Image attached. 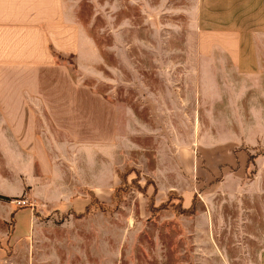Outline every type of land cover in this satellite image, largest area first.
<instances>
[{
  "label": "rangeland",
  "instance_id": "rangeland-1",
  "mask_svg": "<svg viewBox=\"0 0 264 264\" xmlns=\"http://www.w3.org/2000/svg\"><path fill=\"white\" fill-rule=\"evenodd\" d=\"M68 1L98 58L85 70L75 55L57 62L117 105L118 142L78 159L80 184L93 182L96 164L106 185L70 189L89 198L76 202L82 215L52 205L36 227L97 228L86 243L103 256L117 243V264H264V39H206L196 0ZM242 46L259 53L256 76L230 59ZM68 158L64 186L73 187Z\"/></svg>",
  "mask_w": 264,
  "mask_h": 264
},
{
  "label": "crops",
  "instance_id": "crops-1",
  "mask_svg": "<svg viewBox=\"0 0 264 264\" xmlns=\"http://www.w3.org/2000/svg\"><path fill=\"white\" fill-rule=\"evenodd\" d=\"M196 4L197 28L206 39H264V0ZM54 52L75 55L79 70L98 58L68 0H0V264H65L72 255L80 264H117V243L108 245L104 256L100 244L86 243L85 235L97 228L36 227L39 213L52 205L68 209L71 203L79 214L76 202L85 207L89 198L74 197L78 188L106 185L96 164L93 182L83 178L80 184L78 159L85 160L88 147L100 157L107 148L115 151L118 142L117 105L75 82ZM229 56L244 76L261 70L256 48L238 47ZM71 156L77 161L73 187L64 186L61 166L62 158ZM20 199L28 204L17 206ZM48 235L59 237L44 241Z\"/></svg>",
  "mask_w": 264,
  "mask_h": 264
},
{
  "label": "built area",
  "instance_id": "built-area-1",
  "mask_svg": "<svg viewBox=\"0 0 264 264\" xmlns=\"http://www.w3.org/2000/svg\"><path fill=\"white\" fill-rule=\"evenodd\" d=\"M15 202H16V204H18L20 206L28 204V200H26V199L15 200Z\"/></svg>",
  "mask_w": 264,
  "mask_h": 264
},
{
  "label": "trees",
  "instance_id": "trees-1",
  "mask_svg": "<svg viewBox=\"0 0 264 264\" xmlns=\"http://www.w3.org/2000/svg\"><path fill=\"white\" fill-rule=\"evenodd\" d=\"M55 53V57H57V54H59V53H57V52H54ZM2 198H4V199H6V200H9L10 198L9 197H4V196H1ZM183 209H188V208H186V207H182ZM191 208V207H190ZM80 215H82V214H79L78 216H80Z\"/></svg>",
  "mask_w": 264,
  "mask_h": 264
}]
</instances>
